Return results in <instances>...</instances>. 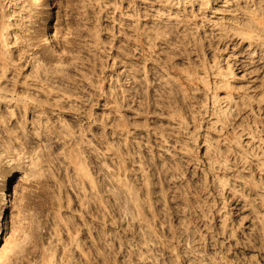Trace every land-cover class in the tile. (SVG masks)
Wrapping results in <instances>:
<instances>
[{"label": "rangeland", "instance_id": "374dc122", "mask_svg": "<svg viewBox=\"0 0 264 264\" xmlns=\"http://www.w3.org/2000/svg\"><path fill=\"white\" fill-rule=\"evenodd\" d=\"M4 171L0 264H264V0H0Z\"/></svg>", "mask_w": 264, "mask_h": 264}, {"label": "snow or ice", "instance_id": "6c2138e0", "mask_svg": "<svg viewBox=\"0 0 264 264\" xmlns=\"http://www.w3.org/2000/svg\"><path fill=\"white\" fill-rule=\"evenodd\" d=\"M4 176H7V171L0 172V177H4ZM7 179L10 180L11 177L8 176ZM5 183H6V181H2V180H0V185H3V184H5ZM0 191H3V187H2V186H0ZM0 242H2V241H0Z\"/></svg>", "mask_w": 264, "mask_h": 264}, {"label": "bare ground", "instance_id": "6f19581e", "mask_svg": "<svg viewBox=\"0 0 264 264\" xmlns=\"http://www.w3.org/2000/svg\"><path fill=\"white\" fill-rule=\"evenodd\" d=\"M0 237H1V230H0Z\"/></svg>", "mask_w": 264, "mask_h": 264}]
</instances>
